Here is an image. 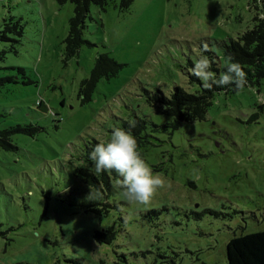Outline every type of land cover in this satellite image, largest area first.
I'll return each mask as SVG.
<instances>
[{
	"label": "rangeland",
	"instance_id": "obj_1",
	"mask_svg": "<svg viewBox=\"0 0 264 264\" xmlns=\"http://www.w3.org/2000/svg\"><path fill=\"white\" fill-rule=\"evenodd\" d=\"M259 14L264 0H135L125 12L112 0L104 11L90 7L87 44L65 60L71 3L0 0V30L10 21L22 30L0 33V78L10 79L0 88V130L39 128L0 151V264H227L231 238L264 231L263 87L216 94L204 121L174 131L161 129L171 121L144 94L194 93L187 73L199 46L208 40L221 57L217 44L250 30ZM100 54L122 68L81 105L79 84ZM135 116L148 121L142 158L165 185L142 205L112 181L116 208L86 212L93 196L75 173L86 143L106 144ZM111 226V244L96 242L95 231Z\"/></svg>",
	"mask_w": 264,
	"mask_h": 264
},
{
	"label": "trees",
	"instance_id": "obj_2",
	"mask_svg": "<svg viewBox=\"0 0 264 264\" xmlns=\"http://www.w3.org/2000/svg\"><path fill=\"white\" fill-rule=\"evenodd\" d=\"M59 6L69 2L73 5V16L69 20L68 33L64 39V57L65 60L75 57L80 48L87 44L83 39V30L85 21L88 17L91 6H96L104 11L112 0H54ZM135 0H118V9L120 12L127 11ZM254 25L250 30L245 31L236 39H230L228 42L217 44L221 50V57L211 49L208 40L205 43L209 46L206 52L203 51V44L199 46L201 55H207L211 63V71L218 77L219 74L226 70L230 63H239L246 74V84L244 87L264 89V14H259L254 19ZM10 21L12 29L5 27L0 33L13 32L21 36L22 30L18 23ZM5 26V25H4ZM6 40L5 37H2ZM204 43V44H205ZM224 60V63L221 61ZM191 64V69H193ZM122 65L117 63L108 54H100L94 62L89 76L83 79L78 87V99L81 105L91 102L92 95L97 84L102 80H109L118 75ZM190 84L197 85L198 89L194 93H189L183 88L174 87L171 94L167 97L160 90L150 92L144 90L146 103L153 108L154 113L171 121L161 129L177 130L182 123H194L204 121L212 101L216 94L224 93L226 95L235 94L234 86L218 87L213 85L211 88L203 87V84L196 76L187 73ZM10 82L9 78H0V88ZM243 87V88H244ZM42 106V102H38ZM264 108V104L261 105ZM148 121L146 118L133 117V120L122 121L120 128L130 131L136 138L138 151L148 145L149 136L144 133L147 129ZM159 127L153 125V129ZM39 128L33 125L23 126L15 125L0 130V151H15L17 147L12 143L14 135L34 136ZM103 142L92 140L86 143L85 149L81 154V166L75 169V173L81 178L82 182L90 191L91 200L83 208L86 212L98 215H105L109 210L116 208L109 204L108 196L114 191L113 182L121 179L115 172H104L97 174L93 162L89 159L90 152L97 144ZM141 156L144 151H139ZM121 187V185H120ZM100 207V208H99ZM149 214L158 215L160 212L155 210ZM115 228L108 227L104 230L95 231L94 239L98 243L111 244L115 239ZM226 261L227 264H264V231L247 234H240L231 238L226 244Z\"/></svg>",
	"mask_w": 264,
	"mask_h": 264
},
{
	"label": "clouds",
	"instance_id": "obj_3",
	"mask_svg": "<svg viewBox=\"0 0 264 264\" xmlns=\"http://www.w3.org/2000/svg\"><path fill=\"white\" fill-rule=\"evenodd\" d=\"M208 47L206 43L203 44V51L206 52ZM211 63L210 58L203 53L194 61L192 75L202 82L203 87L232 85L240 90L245 86L246 74L239 63H230L218 77L211 71ZM89 159L97 174L115 172L121 177L119 183L123 196L129 202L149 204L158 189L166 183L165 178L159 173H153L144 161L131 132L119 127L114 128L106 144L100 143L94 147Z\"/></svg>",
	"mask_w": 264,
	"mask_h": 264
}]
</instances>
